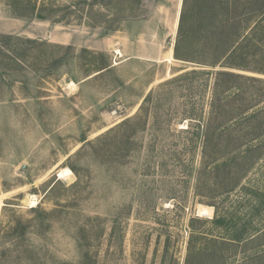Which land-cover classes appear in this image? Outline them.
I'll return each instance as SVG.
<instances>
[{
  "label": "rangeland",
  "instance_id": "1",
  "mask_svg": "<svg viewBox=\"0 0 264 264\" xmlns=\"http://www.w3.org/2000/svg\"><path fill=\"white\" fill-rule=\"evenodd\" d=\"M195 1L0 0V264H264V56L175 59Z\"/></svg>",
  "mask_w": 264,
  "mask_h": 264
},
{
  "label": "trees",
  "instance_id": "2",
  "mask_svg": "<svg viewBox=\"0 0 264 264\" xmlns=\"http://www.w3.org/2000/svg\"><path fill=\"white\" fill-rule=\"evenodd\" d=\"M9 5L15 7L13 10L16 15L27 16L17 10L16 0H12ZM46 7L50 13L53 11L51 4ZM36 16L41 19L47 18L40 12ZM5 37L10 40L16 38L11 35ZM2 41L0 40V44L6 47L8 44ZM29 41L35 42L33 39ZM262 48H264V0H196L190 15L185 7L182 10L174 45V57L177 60L208 66L245 67L247 59L264 56ZM107 66L109 65L105 67ZM236 77L244 76L227 70H218L216 73L213 110L205 124L208 139L217 129L214 124L218 117L215 104L222 98L221 93L229 90L225 88L226 84H222V80ZM71 168L78 173L75 166Z\"/></svg>",
  "mask_w": 264,
  "mask_h": 264
},
{
  "label": "bare ground",
  "instance_id": "3",
  "mask_svg": "<svg viewBox=\"0 0 264 264\" xmlns=\"http://www.w3.org/2000/svg\"><path fill=\"white\" fill-rule=\"evenodd\" d=\"M172 52V51H171ZM73 174V172H72V170L70 169V168H65V169H63L62 171H60V173H59V176L60 177H68V176H70V175H72ZM31 204V203H30ZM37 204V201H32V205L34 206V205H36Z\"/></svg>",
  "mask_w": 264,
  "mask_h": 264
}]
</instances>
